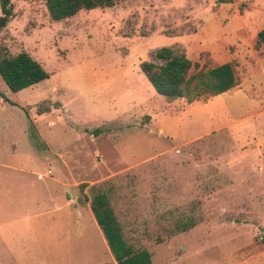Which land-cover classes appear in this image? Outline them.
<instances>
[{"label": "rangeland", "instance_id": "374dc122", "mask_svg": "<svg viewBox=\"0 0 264 264\" xmlns=\"http://www.w3.org/2000/svg\"><path fill=\"white\" fill-rule=\"evenodd\" d=\"M10 3L0 45L27 52L49 77L17 92L0 77V162H74L81 205L105 193L126 241L153 264H264V190L246 195L235 154L236 142L253 141V126L264 135V47L254 48L264 0H116L60 21L45 0ZM162 46L198 68L232 60L237 86L206 101H167L139 68ZM1 209L0 264H17L20 243L32 247L35 235L48 260L21 264H115L87 221L76 253L58 259L47 240L68 232L66 219L51 223L64 211L18 221Z\"/></svg>", "mask_w": 264, "mask_h": 264}, {"label": "trees", "instance_id": "16d2710c", "mask_svg": "<svg viewBox=\"0 0 264 264\" xmlns=\"http://www.w3.org/2000/svg\"><path fill=\"white\" fill-rule=\"evenodd\" d=\"M115 1L45 0V6L50 19L60 21L80 10L112 7ZM229 1L216 0L217 3ZM11 17L10 0H0V31ZM260 47H264V26L257 32L254 43V48ZM139 68L155 92L167 101L179 98L185 99L187 103L206 101L212 96L231 90L238 84L232 60L210 67L203 64L198 68L197 62H192L185 53L170 46L155 49L152 60L141 61ZM0 77L11 92H17L47 79L49 73L27 52L21 51L11 55L5 45H0ZM42 112L44 111L37 110V113ZM84 186V183L79 185L80 188ZM89 207L115 264H153L151 253L147 249H135L126 241L105 193H94ZM186 228V225L175 226V230ZM262 239L264 240V237Z\"/></svg>", "mask_w": 264, "mask_h": 264}, {"label": "crops", "instance_id": "0c3cea01", "mask_svg": "<svg viewBox=\"0 0 264 264\" xmlns=\"http://www.w3.org/2000/svg\"><path fill=\"white\" fill-rule=\"evenodd\" d=\"M0 103H3L1 98ZM260 133L262 132L256 131L253 126V141L251 143L243 141L242 143L236 142L238 144L235 152V154H237L236 161L243 169L245 168V173L248 174L242 177L240 174L239 179L241 180L238 181H245V184H247L245 192L248 196H259L260 193H263L262 190H264V154H262L264 150V135L259 136ZM234 135V133H230V138H234ZM246 137V135H243L242 139L245 140ZM181 147L183 146H176L178 153H181L179 150ZM188 155L191 156L190 152H188ZM215 160H219L220 165L223 163L218 157ZM232 160L234 159H227L224 163L231 166V164H233ZM45 161L47 162L49 160H13L12 162H0V167L5 171L3 174H0V210L9 205L10 208L17 213L16 218L18 221L64 211L61 219L59 215L57 218L51 216L53 220L51 223L55 222V225H57L63 218L64 221L66 219L68 232L63 231L60 235H57L55 232L56 235H52L50 239L47 240L50 241V244L55 246L53 250L50 248V251L55 253L59 259L61 258L59 255L76 253V247H74V245L76 246L78 235L82 234L77 228L82 230V226L86 223L87 226L89 224L90 227L99 229L96 231H100V228L96 223L90 207L87 206L84 208L76 198L78 185H80L82 181L72 172L70 166L74 162L70 164V160H53L57 166L48 163V167L45 170ZM177 161L182 164L183 160ZM186 164H188V162ZM245 173L243 172V174ZM241 188L242 187L239 189ZM75 214L76 219L74 222L72 220ZM85 221L87 222L85 223ZM1 225L6 226L8 224L4 222ZM22 226L25 227L24 229L34 232L39 227L29 226V224H23ZM54 228L55 230L58 229L57 226H54L52 229ZM101 237L102 242L108 248L103 235ZM62 238L66 240L63 241ZM31 242L33 246L31 245L32 247L29 246V248H25V242L20 243L19 248L22 249L21 253L24 257L22 259L13 257V260L17 264H21L20 261L35 263L48 260L44 257V252L40 249L41 247H39L40 239L35 235ZM67 245H69V247H67ZM107 250L109 251V249Z\"/></svg>", "mask_w": 264, "mask_h": 264}, {"label": "water", "instance_id": "95a60500", "mask_svg": "<svg viewBox=\"0 0 264 264\" xmlns=\"http://www.w3.org/2000/svg\"><path fill=\"white\" fill-rule=\"evenodd\" d=\"M264 231V230H263Z\"/></svg>", "mask_w": 264, "mask_h": 264}]
</instances>
